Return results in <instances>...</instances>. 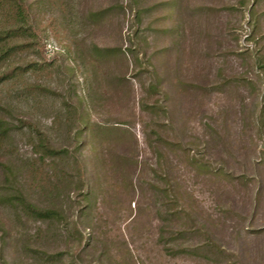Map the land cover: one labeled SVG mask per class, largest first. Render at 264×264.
I'll list each match as a JSON object with an SVG mask.
<instances>
[{
	"label": "rangeland",
	"instance_id": "1",
	"mask_svg": "<svg viewBox=\"0 0 264 264\" xmlns=\"http://www.w3.org/2000/svg\"><path fill=\"white\" fill-rule=\"evenodd\" d=\"M25 4L35 38L0 64V264H264V0ZM38 132L66 156L40 164Z\"/></svg>",
	"mask_w": 264,
	"mask_h": 264
},
{
	"label": "trees",
	"instance_id": "2",
	"mask_svg": "<svg viewBox=\"0 0 264 264\" xmlns=\"http://www.w3.org/2000/svg\"><path fill=\"white\" fill-rule=\"evenodd\" d=\"M0 19L7 23V28L0 27V64L4 63L20 50V41L24 38H35V32L30 24L29 15L26 11L25 0H0ZM112 50L101 49L97 55L100 57H108ZM34 65V64H33ZM32 67V66H31ZM39 70L33 68V71ZM15 74V72H13ZM5 75L0 74V81H3ZM79 119V118H78ZM80 122V119H79ZM82 122V121H81ZM0 121V137L7 133L6 128ZM82 126V123H81ZM35 153L38 155L39 163H43L46 159L61 158L63 154L66 156V151H60L53 148L48 138L38 132L36 142L34 143ZM64 152V153H63ZM16 205L28 217L39 221H53L60 216L56 209L38 208L35 205L26 201L22 195L18 194L14 197ZM49 259V257H46Z\"/></svg>",
	"mask_w": 264,
	"mask_h": 264
}]
</instances>
